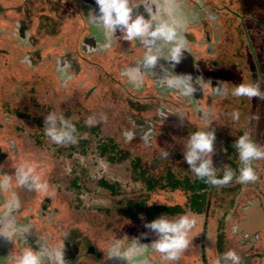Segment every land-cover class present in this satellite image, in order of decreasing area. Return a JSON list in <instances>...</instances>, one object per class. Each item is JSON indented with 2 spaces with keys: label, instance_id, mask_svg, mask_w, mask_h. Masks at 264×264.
<instances>
[{
  "label": "flooded vegetation",
  "instance_id": "obj_1",
  "mask_svg": "<svg viewBox=\"0 0 264 264\" xmlns=\"http://www.w3.org/2000/svg\"><path fill=\"white\" fill-rule=\"evenodd\" d=\"M151 2L156 8L172 3L188 17L185 50L174 65L159 58L134 87L124 73L139 63L144 47L136 39L123 40L116 30L109 47L102 48L104 30L90 22L89 12L98 14L95 0H0V174L12 175L25 164L46 184L44 190H29L9 177L7 188L0 187V214L15 192L20 202L15 220L29 227L24 238L0 236V264H12L11 256L40 246L62 249L63 264H126L109 258L108 247L120 240L123 249L134 239L145 244L134 259L163 264L162 254L149 245L155 235L147 240L141 234L149 230H140L162 214L171 219L182 213L195 218L189 237L200 264L211 262V239L213 262L232 249L241 264H264V159L253 162L256 179L240 183L233 144L247 131L264 145V98L231 94L236 84L248 81L264 90V0ZM141 3L129 0L132 15L147 18ZM161 66L190 75L193 97L161 87ZM233 109L240 113L236 121ZM49 111L71 120L75 143L57 145L44 135ZM253 113L257 119L249 120ZM89 116L96 121L92 126L84 123ZM206 128L215 133L216 175L225 165L234 170L226 184L197 179L183 160L188 135ZM174 161L187 168L180 177L172 171ZM147 178L149 185L141 187ZM110 202L119 206L115 222L103 219ZM126 223L140 233L129 239L124 231L117 233Z\"/></svg>",
  "mask_w": 264,
  "mask_h": 264
},
{
  "label": "clouds",
  "instance_id": "obj_2",
  "mask_svg": "<svg viewBox=\"0 0 264 264\" xmlns=\"http://www.w3.org/2000/svg\"><path fill=\"white\" fill-rule=\"evenodd\" d=\"M95 3L98 6V14L89 12L90 22L100 25L104 30L105 42L101 45L102 48L109 47V38L116 30H119L123 40L136 39L144 47L139 63L130 66L124 73L134 87H140L145 72L154 71L159 58L170 61L171 65L180 61L182 50H185L183 28L188 17L179 12L176 5L165 3L160 8H156L151 0H143L141 4L144 12L147 13L146 18L145 15L139 13L132 15L133 6L129 4V0H95ZM162 46H167L166 53L162 50ZM161 72L163 74L158 77L161 87L175 90L179 96L193 97L196 89L191 82L190 75L170 73L162 66ZM212 90L217 94H223L224 91L220 87H212ZM231 94L236 97L264 98V90L257 81L240 82L231 89ZM164 115L161 114V116ZM239 115L238 109L232 110L233 121L238 120ZM255 119L257 116L254 113L249 116V120ZM43 122L44 135L53 143L60 145L76 142L75 125L62 114L49 111L44 116ZM84 123L92 126L96 121L89 116ZM125 136L130 138L131 133L125 132ZM214 140V131L207 130V128L191 132L186 142L183 143V160L197 179H203L212 185H222L233 179L234 170L225 165L222 175H216V167L212 163ZM233 144L239 161L235 170L236 180L240 183L255 180L253 162L264 159V145L254 142L247 131L238 135ZM161 155L167 157L168 153L162 151ZM9 177L14 178L17 185L29 190L46 188V184L33 174L32 167L25 164L14 167L12 175L0 174V187L7 188ZM19 206L20 202L16 193L11 192L4 202L3 213L0 214V236L11 240L13 235L24 238V234L28 232L27 225H21L15 220V213ZM194 224L195 218L188 213L179 214L171 219L162 214L146 222L143 227L155 235V239L149 244L151 248L161 253L164 259L175 261L188 247L189 233ZM144 248V243L134 239L131 244L122 249L121 241L116 240L108 247V257L122 258L126 264H147L146 261L134 259L143 252ZM10 259L12 264H42V261H47V264H53V261L55 264H63L64 261L62 249H49L45 246H40L35 251L27 247L19 254L11 256ZM214 264H241V257L234 250L227 249L217 256Z\"/></svg>",
  "mask_w": 264,
  "mask_h": 264
},
{
  "label": "rangeland",
  "instance_id": "obj_3",
  "mask_svg": "<svg viewBox=\"0 0 264 264\" xmlns=\"http://www.w3.org/2000/svg\"><path fill=\"white\" fill-rule=\"evenodd\" d=\"M177 163H175V161H174V163H173V173H174V176L175 177H180L182 174H183V172H185V171H187V168L186 167H184V168H182V167H179V168H177ZM100 170V169H99ZM160 182V180H157L156 182L155 181H152L153 182V184L154 183H157V182ZM150 181H149V179L147 178V180H141V182H140V185H141V187H145L146 185H149L148 183H149ZM136 185H139V183L138 184H136ZM155 186H157V185H155ZM213 188H214V186H213ZM207 190V189H206ZM208 191V190H207ZM213 193V192H212ZM127 196H129L131 199H134L135 197H133V195H127ZM179 197H178V199H180V200H182V197L180 196V195H178ZM156 196H154L153 198H155ZM158 199H161V197H159ZM100 203V202H99ZM104 204H107V202L106 201H104L103 202ZM209 204V203H208ZM114 205V204H113ZM104 206H108V205H104ZM109 207L111 208L110 209V211H108L107 213L106 212H102V214L104 215L103 216V219H104V221H106V220H110V221H113V222H115L117 219H118V216H119V210H117L118 209V207L119 206H112V204H111V202H110V205H109ZM103 208H107V207H103ZM90 211H92V210H90ZM93 212H95V211H93ZM96 213V212H95ZM117 223V222H116ZM115 224V223H114ZM113 224V225H114ZM128 223H126L125 224V227H120V232H117V233H122L123 231L126 233V236H128L127 237V239H129V236H134L135 234H139L140 232H142V231H144V232H146L148 229H145V228H142L141 230H140V232H138L137 230L139 229L138 228V226L137 225H134V224H132V225H130L129 227H128V225H127ZM119 229V228H118ZM212 229V228H211ZM193 230V228L190 230V233H191V231ZM152 232L151 231H149V233L148 234H145V233H143L144 234V236L142 237V238H144V237H147V240H150V239H152L153 237H151L152 235H153V233L151 234ZM190 233H189V235H190ZM189 241H190V237H189ZM213 243H214V240L213 239H211L210 241H209V243H208V247H207V251H208V254H207V256L209 257V260H211V262H210V264H214V262H213V257H214V252H213ZM191 244H193V246H194V243L193 242H189V245H188V247L185 249V250H183L181 253H180V255H179V257H178V259L177 260H175V261H173V262H175V264H200V258L198 257V254H197V251H196V249L195 248H193L192 247V245ZM161 261H163L164 260V263L163 264H165V261H166V264H169V263H171V261H169V260H166V259H160ZM195 260H197V262L195 261Z\"/></svg>",
  "mask_w": 264,
  "mask_h": 264
},
{
  "label": "water",
  "instance_id": "obj_4",
  "mask_svg": "<svg viewBox=\"0 0 264 264\" xmlns=\"http://www.w3.org/2000/svg\"><path fill=\"white\" fill-rule=\"evenodd\" d=\"M22 11V10H21ZM22 12H18V13H15V14H17V15H19V14H21Z\"/></svg>",
  "mask_w": 264,
  "mask_h": 264
}]
</instances>
